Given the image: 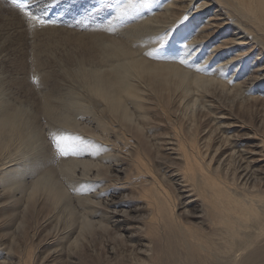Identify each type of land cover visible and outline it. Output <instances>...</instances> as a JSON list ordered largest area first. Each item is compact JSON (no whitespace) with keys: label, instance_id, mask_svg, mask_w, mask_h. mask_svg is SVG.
Masks as SVG:
<instances>
[{"label":"bare ground","instance_id":"1","mask_svg":"<svg viewBox=\"0 0 264 264\" xmlns=\"http://www.w3.org/2000/svg\"><path fill=\"white\" fill-rule=\"evenodd\" d=\"M133 4L115 34L77 23L93 6L98 20L117 15L98 0L51 5L71 29H42L72 48L42 57L30 44L25 72L5 69L25 23L0 0V38L13 37L0 42V264H264V110L252 147L222 129L242 121H222L223 102L238 99L244 119L259 98L247 90L264 84V0ZM165 31L204 70L144 55ZM59 131L97 155L53 158Z\"/></svg>","mask_w":264,"mask_h":264},{"label":"snow or ice","instance_id":"2","mask_svg":"<svg viewBox=\"0 0 264 264\" xmlns=\"http://www.w3.org/2000/svg\"><path fill=\"white\" fill-rule=\"evenodd\" d=\"M59 0H11V4L15 6L19 12L26 18L29 26H47L56 24L57 20L50 18L51 5L57 4ZM98 5L106 6L108 8H114L117 10V15L106 16L103 20H98L96 13L101 10V7L93 6L83 17L82 20H78V24L84 26H91L93 24L107 23L109 27L104 29L110 34H115L117 25H122L129 16V10L135 7L133 0H121L120 4H111L107 0H98ZM183 19L187 20V16ZM115 21V23H113ZM170 33L165 31L162 35H159L156 43L157 48L151 51L145 52L149 58L164 60V61H177L185 66L195 67L197 71L204 70L199 63H195L192 57V52L195 50L193 46L187 43L182 45L183 51L179 54L172 53L167 47L169 44ZM211 74V73H209ZM221 74H223V66H221ZM33 82H37L35 76L32 77ZM232 83V81H229ZM50 144L54 149V157H80L86 152H90L91 155H97V152L92 150L94 142L84 138L77 134L67 133L65 131H59L52 133L49 137Z\"/></svg>","mask_w":264,"mask_h":264},{"label":"rangeland","instance_id":"3","mask_svg":"<svg viewBox=\"0 0 264 264\" xmlns=\"http://www.w3.org/2000/svg\"><path fill=\"white\" fill-rule=\"evenodd\" d=\"M7 4H9L12 8H14L15 10L17 9L15 6H13L12 4H11V0H4ZM137 3V2H136ZM137 6V5H136ZM135 6V7H136ZM145 6V5H144ZM1 7V6H0ZM52 8H50V18H52V19H55V18H57V19H55V20H57V23L56 24H51V25H47V26H56L57 25V27H63V28H69V29H71V27H69V24H68V21H67V19H68V16L67 17H65L64 15H63V12H61L60 13V8L58 9V10H56L57 8L55 7V6H51ZM135 7H134V10H135ZM54 8V9H53ZM215 7H212L211 9H210V11H208L205 15H210L211 13H212V11H213V9H214ZM147 9V8H146ZM133 10V9H132ZM17 11H19L18 9H17ZM55 11H59V14L61 15V17L60 18H58L57 17V15H58V13L56 12L55 13ZM130 11V10H129ZM53 13V14H52ZM139 13H142V12H139ZM1 15H3V13L1 14ZM205 15H204V18H206L205 17ZM23 16V15H22ZM8 18H11V16L10 15H8V13L7 12H5L4 13V17L1 19L0 18V32L2 31V30H5L6 28H9V23H8ZM62 18V19H61ZM17 21L18 20H20V19H16ZM24 23H25V25H22V26H20L19 28H18V30H20V29H22V31H21V34L23 35V38H24V40H22L23 38H20V41L19 42H17L16 44H12V48H9L8 50H7V55L9 56V62H7V64H5V69H7L8 71H9V69H20V70H22V71H27L28 70V68L27 67H29L30 65V63L28 62V61H30V53H31V47L30 46H32L33 45V47H34V49L36 50H38V53H41V55H43L42 57H44V56H51V55H60V54H63V52L65 53V51H67V49H69L70 50V48H72V44L71 43H69L67 40H66V38L64 37L65 35V33L63 32V31H55V32H49L48 30H46V29H42V27L40 28V26H35V27H32V26H29V24L27 23V21H26V18L24 17ZM59 22V23H58ZM24 27V28H23ZM26 27V28H25ZM45 27V26H44ZM3 28H5V29H3ZM34 28V29H33ZM73 29L75 28V27H72ZM24 29V30H23ZM26 29V30H25ZM35 30V31H34ZM37 30V31H36ZM34 31V32H33ZM3 32V31H2ZM48 32V34H46ZM38 33V34H37ZM52 33V34H51ZM55 33V34H54ZM64 33V34H63ZM5 35H3V37H1L0 38V42H3V43H5L6 45L7 44H10V43H12V39H13V37H11V35H9V34H7V32L6 33H4ZM61 34V35H60ZM63 34V35H62ZM6 35H7V37L9 36L10 37V41H9V38L7 39L6 38ZM60 35V36H59ZM54 36V37H53ZM63 38V39H65L64 41H63V39H61L62 40V42H64V43H62L61 42V40H60V38ZM230 37L229 35H225V37ZM27 37V38H26ZM174 37V36H173ZM173 37L171 38V36H170V38L169 39H171V40H169V42H171L172 41V39H173ZM12 38V39H11ZM54 38H56V41H58V43L57 42H55V39ZM60 40H58V39ZM223 38V37H222ZM26 39V40H25ZM48 39H49V43H50V46L49 45H46V44H49L48 43ZM53 39V40H52ZM219 39H221V38H219ZM6 40V41H5ZM22 40V41H21ZM32 40V41H31ZM50 40L52 41V42H54V43H52V42H50ZM27 42V44H28V46H29V48L27 47V45L26 44H24V42ZM32 42H34V43H32ZM59 42H60V46L61 45H63V48H61L60 46H58L59 45ZM18 43H19V45H18ZM37 43H38V45H37ZM39 43H41V44H39ZM62 43V44H61ZM65 43H66V45H65ZM69 43V44H68ZM21 44V45H20ZM55 45H56V47H57V50L58 51H56V47H55ZM69 45V46H68ZM1 46V45H0ZM68 46V47H67ZM15 47V48H14ZM23 47V48H22ZM40 47V48H39ZM48 47V48H47ZM65 47H67V49L65 48ZM70 47V48H69ZM20 48V49H19ZM44 48V49H43ZM11 49V50H10ZM23 49V50H22ZM46 49H47V51H46ZM55 49V50H54ZM60 49V50H59ZM13 50H14V52H13ZM36 50V51H37ZM64 50V51H63ZM22 51H23V53H22ZM44 51V52H43ZM53 51H54V53H53ZM46 52V53H45ZM203 54L201 55L202 57L201 58H203V57H205L206 56V54H207V50H204L203 52H202ZM17 54H20V55H17ZM22 55H24V56H22ZM27 55H28V57H27ZM25 57V58H24ZM27 61V62H26ZM249 61V56L246 58V60H245V63L246 62H248ZM250 62H251V60H250ZM25 63V64H24ZM29 63V64H28ZM28 64V65H27ZM213 66H215V63H211ZM8 65V66H7ZM212 66V67H213ZM55 67H57V66H55ZM244 67H246V65L244 66ZM240 70V69H239ZM233 71V68H230V69H228V73H231ZM32 82H33V80H32ZM31 82V83H32ZM251 90H253V91H251ZM248 89L247 90V92H246V95H252V96H255V95H257L256 97H259V98H257L255 101H254V103H253V101H250L248 104H245V105H247L246 107H245V109L248 107V109H246L248 112L247 113H245V118L244 119H241L240 118V116H239V114H241V112H240V110H242L241 108H239V100L238 99H235L234 101H233V103L232 102H228L229 100H225L224 102H223V104H227L225 107H226V110H224L226 113H228V114H226V115H230L231 117H228V118H223L222 119V121H232V120H234V119H236V118H239L240 120H242V121H237L235 124H230V125H228V126H224V127H222V129H224V131L228 134V135H234V136H232V137H234L235 139L237 138V140H238V143L242 146V147H245V148H249V147H252V144H254V143H256L257 141H258V139L257 138H253V137H249L248 138V136L246 135V133H248V132H250V130L253 128V125H255V123L257 122V120H258V114L260 113V111H263L264 109H260V106H262V99L264 100V84H261V83H257L256 85H254L253 86V88L252 89ZM258 90V91H257ZM249 91V92H248ZM261 93V94H260ZM260 95H261V97H260ZM261 99V100H260ZM256 101H257V104H256ZM228 102V103H227ZM236 102V104H234ZM261 102V103H260ZM250 103H251V105H250ZM256 104V105H255ZM234 105V106H233ZM260 105V106H259ZM252 106V107H251ZM258 107V108H257ZM231 108V109H230ZM233 108V109H232ZM229 109V110H228ZM256 110V111H255ZM253 111V112H252ZM251 112V113H250ZM235 115V116H234ZM255 115V116H254ZM253 116V117H252ZM234 117H236V118H234ZM233 118V119H232ZM256 119V120H255ZM238 125V126H237ZM236 126V127H235ZM244 133V134H243ZM247 136V137H246ZM240 137V138H239ZM250 140V141H249ZM253 142V143H252ZM244 143V144H243ZM249 146H248V145ZM247 145V146H246ZM258 158L260 157V159H262V161H263V158H262V156H257ZM261 163H263V162H261ZM261 163H259V164H261ZM263 168H264V165L262 166ZM86 264H88V263H86Z\"/></svg>","mask_w":264,"mask_h":264}]
</instances>
